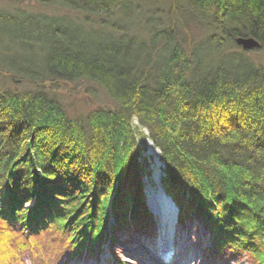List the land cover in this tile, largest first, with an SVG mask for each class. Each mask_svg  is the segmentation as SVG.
I'll list each match as a JSON object with an SVG mask.
<instances>
[{"label": "trees", "instance_id": "1", "mask_svg": "<svg viewBox=\"0 0 264 264\" xmlns=\"http://www.w3.org/2000/svg\"><path fill=\"white\" fill-rule=\"evenodd\" d=\"M12 1L49 12H0V264H66L105 243L116 260L118 235L152 218L149 140L210 264H264V63L236 44L264 51V0ZM83 82L114 106L68 115L56 87Z\"/></svg>", "mask_w": 264, "mask_h": 264}, {"label": "rangeland", "instance_id": "2", "mask_svg": "<svg viewBox=\"0 0 264 264\" xmlns=\"http://www.w3.org/2000/svg\"><path fill=\"white\" fill-rule=\"evenodd\" d=\"M16 6L22 7L29 12L47 13L49 9H45L39 5L29 4L27 1L19 4L17 1L0 0V12H10ZM57 10V9H56ZM59 12V10H58ZM62 13H65L62 11ZM2 44H9L8 39L3 38ZM12 52L8 57L15 58L20 52L18 46H13ZM0 44V64L5 60V54ZM241 49V48H240ZM242 50V49H241ZM262 46L259 49L248 51L249 55L257 61L264 63V51ZM245 52V51H244ZM17 85L21 81L15 80ZM56 95L66 111V113L73 118H81L87 113L95 110L99 106L113 107L114 103L106 95V93L89 82L83 83H65L56 87ZM152 142V141H148ZM147 142V149L144 154L145 157L151 158V168L155 167L154 161L158 154L157 148L153 144L155 153L150 154ZM153 143V142H152ZM160 152V150H159ZM161 154V153H160ZM161 156V155H160ZM161 159V158H160ZM165 169V168H164ZM146 180V179H145ZM157 194V193H156ZM159 220L152 216L150 225L145 232H130L124 233V237L118 235V243L122 250H114L117 259L112 257L110 252V243H105L100 248H95V251L88 256L83 254L75 260H71L66 264H117L122 261L125 264H210L208 258V249L211 244L209 236L205 235L204 230L195 228L194 226L181 228L179 222L174 226L175 236L172 238V245L170 248L164 250L159 248V243L156 239L159 236ZM126 238V239H125ZM160 250V251H159ZM25 264H33L29 256H25ZM212 264H251L247 259H242L236 262H226L219 258L212 262Z\"/></svg>", "mask_w": 264, "mask_h": 264}, {"label": "bare ground", "instance_id": "3", "mask_svg": "<svg viewBox=\"0 0 264 264\" xmlns=\"http://www.w3.org/2000/svg\"><path fill=\"white\" fill-rule=\"evenodd\" d=\"M157 179V178H156ZM146 182V189L149 185H153L151 188L154 189L155 191L158 190V185L162 187V183L158 182L156 185L152 177L147 180ZM163 188V187H162ZM164 190V189H163ZM165 192V190H164ZM156 193V192H155ZM166 193V192H165ZM148 207H150L149 211L151 213H156L157 214V219H160V224H159V236L156 239L159 243V248L164 250L166 248H170L172 245V238L175 236V231H174V224H175V217H176V210L174 207L171 205L169 200L165 197H163L161 194L158 195L156 194V198L152 201V203ZM160 251V250H159Z\"/></svg>", "mask_w": 264, "mask_h": 264}, {"label": "water", "instance_id": "4", "mask_svg": "<svg viewBox=\"0 0 264 264\" xmlns=\"http://www.w3.org/2000/svg\"><path fill=\"white\" fill-rule=\"evenodd\" d=\"M236 44H237V46L239 48H241L245 52H248V51H251V50H255V49H259L261 47L260 42L257 39L253 38V37H249V38L238 37L236 39ZM148 146H149L150 154L155 153L154 148H153V143L152 142H148ZM156 153L158 154V156H157L156 160L154 161L155 167L152 168L151 177L155 181L154 183L156 185H158L157 183L158 182L160 183L161 178H162V170L165 168V163L163 161H161V159H160L159 150H157ZM151 187L152 186L148 184V187L145 190V195L147 197V203H152L154 198H156V193L158 195L161 194L163 197H165V198H167L169 200L171 205L176 210V216H177L178 209L175 206L174 202L171 200V198L169 196H167V194L164 192L163 188L160 185H158V190L155 191ZM148 205H150V207H151V204H148Z\"/></svg>", "mask_w": 264, "mask_h": 264}]
</instances>
